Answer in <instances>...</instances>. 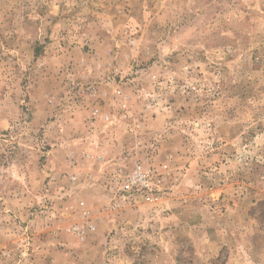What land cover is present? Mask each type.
<instances>
[{"label": "rangeland", "instance_id": "374dc122", "mask_svg": "<svg viewBox=\"0 0 264 264\" xmlns=\"http://www.w3.org/2000/svg\"><path fill=\"white\" fill-rule=\"evenodd\" d=\"M0 264H264V0H0Z\"/></svg>", "mask_w": 264, "mask_h": 264}, {"label": "built area", "instance_id": "2783aa9c", "mask_svg": "<svg viewBox=\"0 0 264 264\" xmlns=\"http://www.w3.org/2000/svg\"><path fill=\"white\" fill-rule=\"evenodd\" d=\"M145 173L142 169V167L138 164L135 165L134 169L126 175L127 179L130 181V183H141L142 179L145 178ZM83 204V202H81ZM94 225L91 222H85L79 225H73L68 230H70L72 233L79 237H83L85 232L93 229Z\"/></svg>", "mask_w": 264, "mask_h": 264}]
</instances>
